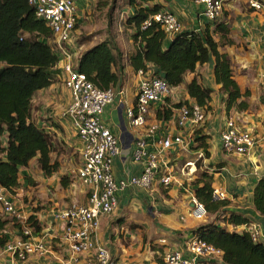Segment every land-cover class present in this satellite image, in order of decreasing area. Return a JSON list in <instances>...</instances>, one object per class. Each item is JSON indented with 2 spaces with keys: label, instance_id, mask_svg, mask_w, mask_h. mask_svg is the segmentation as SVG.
Returning <instances> with one entry per match:
<instances>
[{
  "label": "crops",
  "instance_id": "1",
  "mask_svg": "<svg viewBox=\"0 0 264 264\" xmlns=\"http://www.w3.org/2000/svg\"><path fill=\"white\" fill-rule=\"evenodd\" d=\"M97 2L80 0L79 23ZM158 4L161 11H169L179 19L182 32L209 31L218 45V51L228 56L240 93L244 94L241 101L246 102L247 107L242 111L226 112L225 95L220 92L221 85L216 83L214 77L213 58L198 67L195 74H186L183 85L175 88L165 102L151 107L150 123L156 120V111L160 109L172 110L173 116L168 121H156L159 125L157 132L146 138L148 150L156 151L157 142L165 136L179 135L185 144L160 156L159 172L150 190L130 188L118 193L114 212L101 217L95 240L98 245L109 249L116 264H163V256L169 251L186 253V245L194 235V230L204 223L189 215L194 199L190 182L204 170L212 176L213 189L227 195L229 205L224 209L225 214L240 215L264 233V218L255 211L252 201L254 187L264 177V103L260 91L264 81V13L250 10L243 0H229L219 18L215 22H208L191 0H163ZM126 10L125 18L123 13L119 19L114 16L115 21L112 25L105 24L101 35L81 43L78 40L81 27L79 30L76 28L69 43L72 63L75 65L84 51L103 41L122 54L119 79L113 87L119 94L105 108L101 117L103 126L113 133L118 142L119 151L113 161V176L117 181L136 176L142 170V164L133 161L132 151L135 142L143 135V129L131 127L126 115L128 109L134 108L139 82V77L127 63L128 56L134 51L131 38L134 30L125 22L133 14V9L127 6ZM116 19L123 25L120 22L116 24ZM174 37H166L165 49ZM194 76L212 90L210 109L205 112V121L200 126L187 124L179 128L176 123L180 112L171 106L180 102L194 104L186 90V85ZM64 78L61 66H55L51 85L36 91L30 103L31 121L51 139V161L58 164V171L46 177L34 159L26 168L19 170V186L13 195L9 194L21 216H33L37 220L40 232L34 233L33 238L46 243L52 250L45 264H61L62 259L69 255L61 240L63 224L55 221L53 215L74 205L86 204L88 197V188L77 178L82 144L72 121L63 117L71 101L70 93L63 84ZM228 119L234 122L236 129L250 133L257 139V144L248 154L230 155L221 150L220 132ZM195 130H200L206 136V148L203 149L205 159L197 165L193 177H183L181 169L184 165L179 167L177 162L193 154L191 148L195 146ZM5 141V137L1 139L2 146ZM167 172H171L177 182L165 188L160 184L159 177ZM63 176L72 180L66 188L60 184ZM4 218L11 220L8 216ZM15 224L10 221L3 231L9 241L19 236ZM239 229L235 227L230 230L239 232Z\"/></svg>",
  "mask_w": 264,
  "mask_h": 264
},
{
  "label": "trees",
  "instance_id": "2",
  "mask_svg": "<svg viewBox=\"0 0 264 264\" xmlns=\"http://www.w3.org/2000/svg\"><path fill=\"white\" fill-rule=\"evenodd\" d=\"M28 1L0 0V187L11 195L19 186V170L26 168L32 160L37 161L46 177L58 171V164L51 161V139L31 121L30 109L33 94L51 85L52 70L57 66L58 58L53 46L47 42L51 37L50 30L36 18ZM160 1L163 0H127L133 14L125 22L134 30L131 35L134 51L127 58L128 65L135 73L153 67L155 73L175 89L183 85L186 74H195L198 67L213 58L214 77L221 85L220 92L225 95L226 112L245 110L247 104L241 101L244 94L240 93L228 56L218 51V45L208 30L182 32L166 49V35L158 25L152 24L141 30V25L150 16L161 12ZM121 55L117 48L103 41L84 51L78 57L77 65L73 63V68L84 74L94 87L106 90L118 82ZM186 90L194 104L205 112L210 109L212 90L202 85L196 76L186 85ZM183 105L188 103L180 102L171 107L178 110ZM172 116L170 109L157 110L155 122L168 121ZM193 135L195 146L191 149L194 152L177 162L179 167L192 161L199 149L206 148V136L200 130H195ZM4 137L6 141L2 146ZM71 182L68 176L60 179L62 188ZM190 185L193 197L204 206L209 217L215 218L200 224L193 234L221 250L220 264H264V240L255 243L247 233L230 230L248 225L250 221L233 213L225 214L229 201L213 199L212 176L204 170ZM252 201L255 211L264 218V177L257 181ZM4 217L0 213V247L9 242L3 231L10 221L16 222L18 230L21 229L14 218L6 220ZM26 223L35 233L40 232L33 216L27 217ZM199 264L214 263L202 261Z\"/></svg>",
  "mask_w": 264,
  "mask_h": 264
},
{
  "label": "built area",
  "instance_id": "3",
  "mask_svg": "<svg viewBox=\"0 0 264 264\" xmlns=\"http://www.w3.org/2000/svg\"><path fill=\"white\" fill-rule=\"evenodd\" d=\"M200 8L201 16L208 22H215L229 0H191ZM246 6L258 13H264V0H243ZM35 16L45 23L51 32L47 40L53 46L64 75V87L70 93L71 101L63 117L72 121L77 137L82 144L81 165L77 171L80 183L88 188L86 204L74 205L53 215L55 221L63 224L62 243L69 252L61 264H116L106 246L98 245L95 235L100 228L102 216L110 215L117 207V194L130 188L150 190L159 172L160 156L174 148L184 147L181 136H165L158 142L156 151H149L146 138L153 136L159 125L149 122V112L153 105L162 104L173 94L174 89L159 77L152 68L139 70L138 88L134 108L127 110L129 125L143 129V135L135 142L132 159L142 164L140 174L122 180L113 176V161L118 154V142L113 133L101 122L105 108L110 105L117 94L114 88L99 90L94 87L82 73L73 68L69 43L79 21L78 8L80 0H29ZM152 24L158 25L166 37L177 36L183 27L179 19L169 12L161 11L150 16L142 25L145 30ZM261 99L264 103V81L260 86ZM177 126L184 128L187 124L200 126L205 121V111L196 104L183 105L180 109ZM257 144V139L250 133L236 129L231 119L225 121L220 132L221 150L230 155H246ZM205 159L204 150H198L194 159L181 169L183 177H193L197 165ZM160 184L167 188L176 183L171 172L159 177ZM214 200H226L227 195L213 189ZM194 198V197H193ZM189 215L198 222H205L207 216L204 206L195 198L192 200ZM0 213L14 218L21 229L18 238L0 247V264H45L51 248L44 242L33 238L34 231L28 228L27 217L21 216L15 209L9 194L0 187ZM239 233H247L255 243L264 240V233L256 225L239 227ZM181 251H169L163 256V264H199L202 261L220 264L221 250L207 244L195 235Z\"/></svg>",
  "mask_w": 264,
  "mask_h": 264
},
{
  "label": "rangeland",
  "instance_id": "4",
  "mask_svg": "<svg viewBox=\"0 0 264 264\" xmlns=\"http://www.w3.org/2000/svg\"><path fill=\"white\" fill-rule=\"evenodd\" d=\"M110 6L109 9H106L107 6ZM113 9L110 10V8ZM127 7V0H98L97 4L92 7L87 14H84L82 23L77 25V30L81 27V34H78L79 43L83 42L86 39H91L102 34L104 31L105 24H110L115 21L114 16L118 19L123 15V18L126 17L127 13H124ZM82 18V17H81ZM111 19V22L109 20ZM116 19V24L120 21ZM120 25H123V22H120ZM88 33H91L87 35ZM77 40V41H78ZM214 217L206 216L204 221H214Z\"/></svg>",
  "mask_w": 264,
  "mask_h": 264
}]
</instances>
